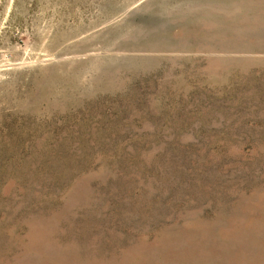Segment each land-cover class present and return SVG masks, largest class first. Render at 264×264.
I'll return each instance as SVG.
<instances>
[{
    "label": "rangeland",
    "instance_id": "obj_1",
    "mask_svg": "<svg viewBox=\"0 0 264 264\" xmlns=\"http://www.w3.org/2000/svg\"><path fill=\"white\" fill-rule=\"evenodd\" d=\"M0 264H264V0H0Z\"/></svg>",
    "mask_w": 264,
    "mask_h": 264
}]
</instances>
